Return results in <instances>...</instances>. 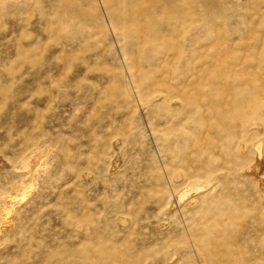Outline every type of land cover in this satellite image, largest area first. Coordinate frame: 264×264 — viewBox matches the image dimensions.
<instances>
[{
    "label": "rangeland",
    "instance_id": "374dc122",
    "mask_svg": "<svg viewBox=\"0 0 264 264\" xmlns=\"http://www.w3.org/2000/svg\"><path fill=\"white\" fill-rule=\"evenodd\" d=\"M262 163L264 0H0V264H264Z\"/></svg>",
    "mask_w": 264,
    "mask_h": 264
},
{
    "label": "bare ground",
    "instance_id": "6f19581e",
    "mask_svg": "<svg viewBox=\"0 0 264 264\" xmlns=\"http://www.w3.org/2000/svg\"><path fill=\"white\" fill-rule=\"evenodd\" d=\"M173 105V103H171V106ZM146 108H148V106L146 107ZM255 122V121H254ZM256 124V123H255ZM254 125V124H253ZM183 137V136H182ZM179 138V139H178ZM177 139L178 140H180V137H178ZM114 143V142H113ZM115 144V143H114ZM113 145V144H112ZM36 155V154H35ZM42 155V152L41 151H39L38 150V153H37V155L36 156H34V157H32L31 158V161H30V163H32L34 166H37L38 165V160L42 157L41 156ZM255 156L257 157V159H259L261 156H262V151L260 150V151H258L256 154H255ZM262 166H264V163H262ZM262 166H260L259 168H258V170L257 171H248L249 172V174H250V176H251V178L253 179V181H254V184H255V186H256V188L258 189V191H259V193L261 194V196H262V198H263V200H264V179L261 177L262 176ZM191 204V203H190ZM189 204V205H190ZM3 212H5V213H8V208H6L5 210H2ZM4 223H10V222H4ZM263 245H264V241H263V243H262Z\"/></svg>",
    "mask_w": 264,
    "mask_h": 264
}]
</instances>
